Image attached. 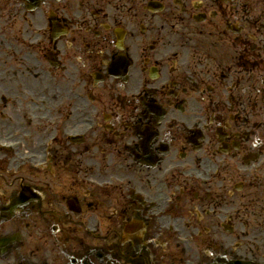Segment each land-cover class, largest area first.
Listing matches in <instances>:
<instances>
[{"label": "flooded vegetation", "instance_id": "flooded-vegetation-1", "mask_svg": "<svg viewBox=\"0 0 264 264\" xmlns=\"http://www.w3.org/2000/svg\"><path fill=\"white\" fill-rule=\"evenodd\" d=\"M0 143V264H264V0H0Z\"/></svg>", "mask_w": 264, "mask_h": 264}]
</instances>
